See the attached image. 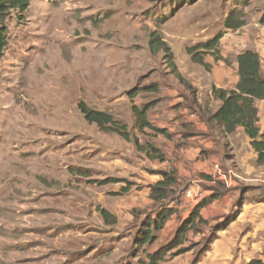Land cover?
Masks as SVG:
<instances>
[{
    "label": "rangeland",
    "instance_id": "1",
    "mask_svg": "<svg viewBox=\"0 0 264 264\" xmlns=\"http://www.w3.org/2000/svg\"><path fill=\"white\" fill-rule=\"evenodd\" d=\"M230 14L241 28H226ZM263 15L264 0H31L24 21L8 23L0 63V264H139L209 199L200 212L206 225L160 264L264 260V166L245 134L224 139L204 110L220 106L213 87L234 86L240 53L256 50L264 62ZM152 34L164 43L159 50ZM217 35L219 59L201 53L208 68L196 64L188 49ZM171 94L196 125L173 126L168 137L141 131L133 107L149 104L148 119L162 121L154 108L164 98L174 110ZM81 103L126 125L132 141L88 122ZM149 146L159 155H148ZM172 170L178 183L165 205L173 216L140 248L144 224L160 209L144 189ZM124 190L132 202H118Z\"/></svg>",
    "mask_w": 264,
    "mask_h": 264
},
{
    "label": "trees",
    "instance_id": "2",
    "mask_svg": "<svg viewBox=\"0 0 264 264\" xmlns=\"http://www.w3.org/2000/svg\"><path fill=\"white\" fill-rule=\"evenodd\" d=\"M31 5V0H0V63L4 57L5 51L9 45V21L16 19L18 22L24 21L25 13ZM261 25L264 26V15L261 18ZM227 29L237 30L243 26V22L239 19H234L233 15L225 21ZM223 35H217L212 40L199 44L198 46L188 49V54L192 60L201 66L208 68L205 63L204 55L201 53H210L216 51L213 56L218 57L220 42ZM159 38L156 34H152L150 46L153 50H159L164 46V43H158ZM200 53V54H199ZM203 55V56H202ZM219 59V58H217ZM237 75L238 83L234 89L212 88V95L215 100L220 102L218 109L210 115V122L222 129L225 135L234 134L237 129H243L244 134L250 141V146L256 154V163L259 166H264V133L259 128V112L257 108L258 101H264V73L262 72V62L260 55L252 50H246L240 53L237 58ZM175 68L174 64L170 62ZM176 69V68H175ZM158 88H155L157 91ZM151 105H145L143 108L133 107L134 115L137 118V124L141 131L146 128L154 131L157 135L167 136L164 129L154 127L148 120V111ZM81 112L85 115V119L90 123H95L98 127L106 132H116L124 140L132 141L127 131L126 125L117 124L114 119L107 113L89 109L85 103L79 105ZM137 139L134 140L137 143ZM139 149L143 150L142 146L137 144ZM152 149L156 156L158 150L149 146L148 150ZM162 160V158H161ZM162 180L150 186V198L159 206V210L154 218H150L144 224L145 230L142 231L138 238L139 247L153 245L156 240V234L162 231L173 216L174 211L165 205L166 201L170 200L174 189L177 186L178 180L174 170L158 172ZM210 204V199L201 202L194 211L190 214L187 220L183 221L173 239L166 245L160 247L157 251L147 254V260H140L139 264H160L166 258L167 253L178 249L177 253H184L186 250L182 248L188 242V235L198 231L197 226L204 227L206 221L200 215V212ZM103 218L107 223L110 220L114 221V217L105 210H100ZM228 224H224L217 231H223ZM215 236L209 237L203 250L198 253L195 263L199 261L202 253L206 252L210 245L215 241ZM249 264H264V260H252Z\"/></svg>",
    "mask_w": 264,
    "mask_h": 264
},
{
    "label": "crops",
    "instance_id": "3",
    "mask_svg": "<svg viewBox=\"0 0 264 264\" xmlns=\"http://www.w3.org/2000/svg\"><path fill=\"white\" fill-rule=\"evenodd\" d=\"M252 51H255V52H257L259 55H260V57H261V54L258 52V51H256V50H252ZM262 58V57H261ZM262 72L264 73V62H263V60H262ZM238 77V76H237ZM238 80H239V78H236L235 79V82H233L234 83V86H231V87H227V88H224V89H234L235 88V86H236V84L238 83ZM220 87V86H219ZM171 95H173L172 96V99H171V101H173L172 103H170L169 104V106H170V108H173L174 110H172V111H169V108H166V110H165V108H163V106H164V98H162L163 99V101L162 102H160L154 109L158 112L159 110H160V115H158V116H160V117H162V121L161 120H156V121H153V120H149V122L150 123H154V122H156V125H157V127L159 128V129H164V130H166V132H167V135H169L170 133H173V131H175V129H172L173 128V126H181V128H184L185 126H186V124L185 123H193V124H195L196 125V123H197V120H196V117H195V115H193V114H191L190 113V110L188 109V108H186V109H183V108H178V105H179V100L178 101H176V99H175V97H176V94H171ZM178 97V96H177ZM166 98V97H165ZM179 99V98H178ZM170 100V99H169ZM220 103V102H219ZM219 107V106H218ZM257 108H258V112H259V128H260V130H261V132L262 133H264V101H258L257 102ZM218 109V108H217ZM150 110V109H149ZM181 110H183V112H179V111H181ZM205 111H207V113H205V122H208L209 124H212L211 122H210V115L211 114H209L210 112L208 111V110H206V109H204ZM176 111H178V112H176ZM169 112H171V115L172 116H169ZM148 114V113H147ZM213 114V113H212ZM169 118H171V120H172V122H170V123H167L166 121H165V119H169ZM174 120V121H173ZM211 127V126H210ZM201 129H204L205 131H207L208 132V130L212 133V137L211 138H213V136H216L215 134H213V133H215L214 132V130L213 129H209L208 128V126L207 125H204ZM208 129V130H207ZM208 134H209V132H208ZM234 134H244V132H243V129H241V128H239V129H237V131L234 133ZM234 134H232V135H226L227 137H224V139H231L233 136H234ZM163 136V135H162ZM210 136V135H209ZM168 137V136H167ZM222 137V136H221ZM223 138V137H222ZM211 141H212V139H211ZM248 143H250V141H249V139H248ZM192 148V151H194L195 150V148H194V146H192L191 147ZM145 149V148H144ZM257 158V157H256ZM163 166H165V163H161V164H159V166L157 167V170L158 169H162V167ZM158 172H161V171H158ZM158 172L156 173L157 174V177H159V179L158 180H154L153 181V183L154 184H156L157 182H159L160 180H162L161 178H160V175H158ZM127 175H129V171H127V172H124V177L125 176H127ZM125 181V180H124ZM147 181H148V179L147 180H145V186L147 185ZM153 184V185H154ZM152 186V185H151ZM119 189H121V187L119 188ZM150 190V191H149ZM148 192L147 193V197H148V194H149V192H151V187L149 188V189H147V188H145L144 189V192ZM117 193H119V195H117V196H119V200H118V202H132L131 201V199H132V191L131 190H129V191H126V190H124V191H119V192H117ZM142 193H143V191H139V192H135V194H138V195H142ZM97 195H99V193L97 194ZM121 195V196H120ZM141 197V196H140ZM136 198H138V197H136ZM153 201V200H152ZM130 209V208H129Z\"/></svg>",
    "mask_w": 264,
    "mask_h": 264
}]
</instances>
